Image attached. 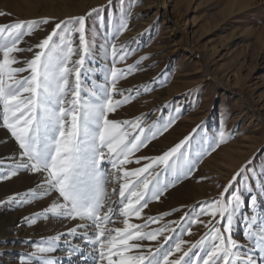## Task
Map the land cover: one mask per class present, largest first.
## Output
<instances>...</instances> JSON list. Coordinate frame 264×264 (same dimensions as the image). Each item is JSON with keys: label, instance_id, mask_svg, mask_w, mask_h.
<instances>
[{"label": "rangeland", "instance_id": "rangeland-1", "mask_svg": "<svg viewBox=\"0 0 264 264\" xmlns=\"http://www.w3.org/2000/svg\"><path fill=\"white\" fill-rule=\"evenodd\" d=\"M0 12L5 13L0 16V25L49 19L48 24H41L31 37H26L30 44L49 34L55 23L85 16L86 38L93 40V48L82 69L84 83L104 84L111 67L121 71L130 66L133 69L117 81L118 93L132 95V99L109 117H140L147 124L156 122L158 126L174 118L168 131L135 153L127 168L147 162L137 165L136 156L161 155L185 136L194 137L187 146L190 157L209 143H216L214 151L198 160L190 176L169 188L159 201L150 200L139 218L123 217L117 212L104 223L102 227L111 231L112 236L118 235L115 229L124 228L123 221L128 219L129 223L140 225L141 231L164 228V235L171 237L165 247L183 239L189 242L182 245L187 250L202 238L205 245L201 247L206 246L205 233L212 226L207 222L215 223L219 217L213 220L210 215H202L198 219L205 223L191 225L181 218L198 212L201 202L224 201L222 193L238 172L241 175L232 182L229 192L239 189L247 201L249 193L242 181L253 185L251 194L258 196L256 215L264 220V191L259 186L264 179V0H0ZM121 24H127V28L117 31ZM73 40L75 47L78 34ZM113 46L118 52L121 48L131 51L126 59L113 63ZM14 55L21 61L31 58V53ZM123 96L116 94L114 99ZM20 151L0 121V162L4 164L0 171L18 164ZM101 167L106 174L115 172L108 161ZM46 177V172L20 169L16 176L0 181V202H4L0 203V264H21V258H28L37 245H46L51 237L66 234L82 223L45 211L52 203H62L55 190L30 196L40 193L41 186L47 187L43 183ZM112 186L107 185L110 194ZM16 194L17 203H8V198ZM26 196L29 198L21 203ZM242 207L245 214L251 213L247 204ZM32 216H38L34 224L25 220ZM148 217L160 219L148 221ZM188 227L190 234L184 230ZM244 230L242 217L237 216L231 235L247 245ZM80 242L91 264H99L98 251L94 252L91 245L83 246L84 241L70 235L62 236L57 241L58 251L48 255L57 264H76L81 248L70 259L65 249L69 243ZM142 243L155 248L163 243V236L158 241ZM192 252L203 254L200 248ZM79 262L84 264V259Z\"/></svg>", "mask_w": 264, "mask_h": 264}, {"label": "snow or ice", "instance_id": "snow-or-ice-1", "mask_svg": "<svg viewBox=\"0 0 264 264\" xmlns=\"http://www.w3.org/2000/svg\"><path fill=\"white\" fill-rule=\"evenodd\" d=\"M2 15L5 13L0 12ZM49 22L44 18L0 25V121L21 150L20 162L14 167L9 165L7 171H0V181L16 176L20 169L46 172L43 183L47 187L41 186L40 193L33 192L30 196L47 195L49 190H55L62 203H52L45 211L63 220L79 219L82 223L68 229L66 234L51 237L46 245H37L28 258H21V264H57L48 254L57 252V241L67 235L98 251L99 264H264V220L256 215L258 196L251 194L253 185L242 181L244 190L249 193L247 201L239 189L229 192L232 182L241 175L239 172L222 193L224 201L201 202L198 212L194 211L190 218H181L191 225L205 223L198 219L202 215H210L213 220L219 217L215 223L207 222L212 226L205 233L208 242L204 247H201L205 245L204 238L187 250L182 245L189 242L183 239L165 247L171 237L164 235V228L141 231L140 225L129 223L128 219L123 221L124 228L115 229L117 236L102 227L117 212L123 217L139 218L150 200L159 201L169 188L190 176L198 160L214 151L217 145L209 143L190 157L187 146L194 137L185 136L161 155L136 156L137 165L147 162L140 167L127 168L126 165L133 163L135 153L168 131L174 118L159 126L156 122L147 124L140 117L111 119L110 113L132 99V95L123 96L117 90V81L131 73L132 67L124 71L111 67L104 84H85L82 69L93 48V40L86 38L85 16L61 20L37 43H28L26 37ZM125 28L127 24H121L117 31ZM76 34L79 42L74 47ZM22 43L24 47H20ZM130 51L121 48L118 52L113 46V63L126 59ZM22 52L31 53V58L21 61L14 55ZM74 56L78 58L73 59ZM21 63L23 66H14ZM25 72L26 76L19 75ZM148 90L145 86V91ZM116 94L123 98L114 99ZM104 161L111 164L114 173L103 171ZM3 167L0 162V168ZM162 176L171 179L162 180ZM110 183L113 185L111 194L107 188ZM259 186L264 191V179ZM18 195L9 197L8 203L16 204ZM115 196L119 199H114ZM245 204L251 209L250 214L243 212ZM237 216L242 217L245 225L247 245L240 244L231 235ZM37 219L38 216L25 218L32 224ZM159 219L148 217V221ZM144 226L147 227V222ZM184 230L191 233L190 227ZM161 236L163 243L155 248L142 243L158 241ZM81 247L69 243L65 249L69 259ZM195 248H200L203 254L193 253ZM194 256L197 259L194 260ZM87 259L84 256V264Z\"/></svg>", "mask_w": 264, "mask_h": 264}, {"label": "bare ground", "instance_id": "bare-ground-1", "mask_svg": "<svg viewBox=\"0 0 264 264\" xmlns=\"http://www.w3.org/2000/svg\"><path fill=\"white\" fill-rule=\"evenodd\" d=\"M73 225H75V224H73ZM68 239V238H67ZM79 245H82V243L80 242V244ZM84 256H87V254H86V252L85 251H83L82 250V248L80 249V251H79V256H78V260L76 261V264H80V259L82 260V259H84ZM87 258H88V256H87ZM77 259V258H76ZM87 264H91V259L89 260V258L87 259Z\"/></svg>", "mask_w": 264, "mask_h": 264}]
</instances>
